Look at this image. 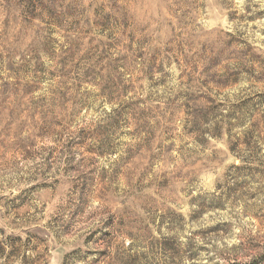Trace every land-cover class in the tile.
Wrapping results in <instances>:
<instances>
[{
    "label": "rangeland",
    "instance_id": "374dc122",
    "mask_svg": "<svg viewBox=\"0 0 264 264\" xmlns=\"http://www.w3.org/2000/svg\"><path fill=\"white\" fill-rule=\"evenodd\" d=\"M0 264H264V0H0Z\"/></svg>",
    "mask_w": 264,
    "mask_h": 264
}]
</instances>
